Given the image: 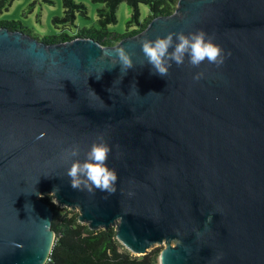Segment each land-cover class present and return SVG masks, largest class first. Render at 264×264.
<instances>
[{"label":"water","instance_id":"water-1","mask_svg":"<svg viewBox=\"0 0 264 264\" xmlns=\"http://www.w3.org/2000/svg\"><path fill=\"white\" fill-rule=\"evenodd\" d=\"M201 29L222 64L154 73L145 38ZM122 46L133 59L123 71L104 55ZM101 135L113 194L66 174L72 147L83 159ZM47 194L93 230L116 227L137 256L166 244L160 264H264V0H179L114 45L0 28V264L47 262Z\"/></svg>","mask_w":264,"mask_h":264},{"label":"trees","instance_id":"trees-1","mask_svg":"<svg viewBox=\"0 0 264 264\" xmlns=\"http://www.w3.org/2000/svg\"><path fill=\"white\" fill-rule=\"evenodd\" d=\"M14 0H0V15L7 10ZM94 3L105 4L99 9V28H82L77 35H70L66 31L60 34L45 35L42 40L48 44L71 40L77 36L89 37L103 45H114L121 39L134 36L142 32L153 18L171 15L179 0H91ZM126 2L132 9V18L128 26L138 23L140 28L129 30L126 33H117L108 30V26L117 22L116 11L118 6ZM140 4L150 7V14L140 20ZM64 15L54 19L57 25L73 24L78 13L87 15V8L83 3L75 0H63ZM20 30L29 33L22 21L0 20V28ZM53 209L52 229L55 232V241L49 258L45 264H160L159 257L162 247H157L145 255L133 254L117 238L116 227L93 230L88 224L79 221V212L62 207L42 197Z\"/></svg>","mask_w":264,"mask_h":264},{"label":"clouds","instance_id":"clouds-1","mask_svg":"<svg viewBox=\"0 0 264 264\" xmlns=\"http://www.w3.org/2000/svg\"><path fill=\"white\" fill-rule=\"evenodd\" d=\"M141 47L148 64L152 66L154 73L161 77L167 76L173 63L182 65L185 59L194 67H198L205 61L219 66L225 58L222 45L203 29L192 32H169L163 36L145 38ZM104 55H115L122 71L133 67L132 56L123 46L115 49L114 53L105 51ZM201 75L197 73L194 79H200ZM111 150V144L102 135L91 143L83 159L79 158V146H73L71 155L75 159L66 173L72 187L115 193L118 173L108 164Z\"/></svg>","mask_w":264,"mask_h":264},{"label":"rangeland","instance_id":"rangeland-1","mask_svg":"<svg viewBox=\"0 0 264 264\" xmlns=\"http://www.w3.org/2000/svg\"><path fill=\"white\" fill-rule=\"evenodd\" d=\"M75 1L85 4L87 15L78 13L73 24L57 25L54 21L56 17H63L64 15L63 0H14L12 5L0 15V20L22 21L30 34L40 39L45 35L60 34L62 31H66L70 35H77L76 33L85 27L99 28V9L104 8L105 4L94 3L91 0ZM139 10L140 20L143 21L150 14V7L147 4H140ZM132 14L131 7L126 2H122L116 11L117 22L110 24L108 30L126 33L129 30L140 28L138 23L128 26ZM43 197H50L52 202H56L53 194H47ZM74 211L78 212L77 209ZM165 246L164 243L158 244L153 246L151 250L157 247L164 248Z\"/></svg>","mask_w":264,"mask_h":264}]
</instances>
